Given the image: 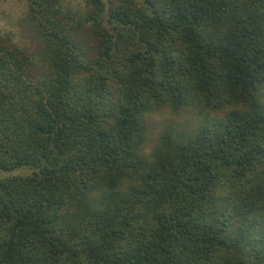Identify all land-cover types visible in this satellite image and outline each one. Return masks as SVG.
Returning <instances> with one entry per match:
<instances>
[{
	"label": "trees",
	"instance_id": "16d2710c",
	"mask_svg": "<svg viewBox=\"0 0 264 264\" xmlns=\"http://www.w3.org/2000/svg\"><path fill=\"white\" fill-rule=\"evenodd\" d=\"M104 6L93 51L62 0L0 47V264H264V0Z\"/></svg>",
	"mask_w": 264,
	"mask_h": 264
},
{
	"label": "rangeland",
	"instance_id": "374dc122",
	"mask_svg": "<svg viewBox=\"0 0 264 264\" xmlns=\"http://www.w3.org/2000/svg\"><path fill=\"white\" fill-rule=\"evenodd\" d=\"M89 0H62V5L67 12L74 14L81 21V26L73 30L72 22L66 23L68 34L78 41L86 50L93 51V38L90 35V25L94 24L96 16L94 10L87 7ZM116 0H103L104 9L108 2ZM29 0H0V47L15 46L29 55H35L42 50V36L36 27L32 26L28 16ZM135 6L142 5V0H134ZM41 49V50H40ZM188 117V118H187ZM189 119L183 114H173L169 109L149 118V140L146 150L154 145L157 136L165 130L178 128ZM189 121V120H188ZM32 172L31 168L23 167L8 172H0V179L15 175H26Z\"/></svg>",
	"mask_w": 264,
	"mask_h": 264
}]
</instances>
